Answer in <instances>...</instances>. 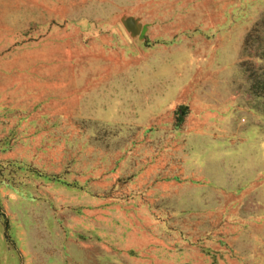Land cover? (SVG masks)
<instances>
[{
    "label": "rangeland",
    "instance_id": "1",
    "mask_svg": "<svg viewBox=\"0 0 264 264\" xmlns=\"http://www.w3.org/2000/svg\"><path fill=\"white\" fill-rule=\"evenodd\" d=\"M0 264H264V0H0Z\"/></svg>",
    "mask_w": 264,
    "mask_h": 264
},
{
    "label": "water",
    "instance_id": "2",
    "mask_svg": "<svg viewBox=\"0 0 264 264\" xmlns=\"http://www.w3.org/2000/svg\"><path fill=\"white\" fill-rule=\"evenodd\" d=\"M122 24L124 25L125 28H127L131 31H136L140 27V24L138 22H136V20L130 15L125 16L122 19Z\"/></svg>",
    "mask_w": 264,
    "mask_h": 264
},
{
    "label": "trees",
    "instance_id": "3",
    "mask_svg": "<svg viewBox=\"0 0 264 264\" xmlns=\"http://www.w3.org/2000/svg\"><path fill=\"white\" fill-rule=\"evenodd\" d=\"M176 119L179 121L181 118L179 116H177Z\"/></svg>",
    "mask_w": 264,
    "mask_h": 264
}]
</instances>
